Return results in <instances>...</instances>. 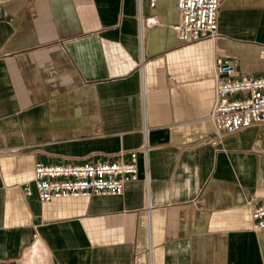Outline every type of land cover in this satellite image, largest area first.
Here are the masks:
<instances>
[{
    "label": "crops",
    "instance_id": "obj_1",
    "mask_svg": "<svg viewBox=\"0 0 264 264\" xmlns=\"http://www.w3.org/2000/svg\"><path fill=\"white\" fill-rule=\"evenodd\" d=\"M155 15V19L151 17ZM175 0H0V264H264V123L212 144L217 57L264 76V0L181 43ZM148 184L41 202L36 162L113 159ZM29 182L31 194L24 186Z\"/></svg>",
    "mask_w": 264,
    "mask_h": 264
},
{
    "label": "built area",
    "instance_id": "obj_2",
    "mask_svg": "<svg viewBox=\"0 0 264 264\" xmlns=\"http://www.w3.org/2000/svg\"><path fill=\"white\" fill-rule=\"evenodd\" d=\"M179 15L172 26L181 43L214 39L219 36L218 12L222 0H175ZM155 0H149L154 7ZM155 19V15L151 17ZM215 94L207 118L212 124L210 142L216 144L224 134L252 124L264 123V76H240L235 61L217 57L214 64ZM146 125L142 127V144L113 159L81 163L36 162L30 183L41 202L80 196H118L124 184L139 179V159L144 162L143 181L148 184L147 156L149 144ZM31 194L29 182L24 186ZM253 228L264 231V203L253 207Z\"/></svg>",
    "mask_w": 264,
    "mask_h": 264
}]
</instances>
